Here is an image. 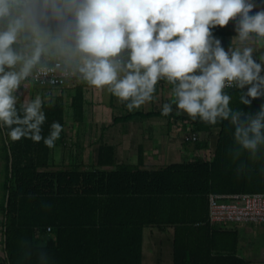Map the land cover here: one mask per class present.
Here are the masks:
<instances>
[{
	"label": "trees",
	"instance_id": "1",
	"mask_svg": "<svg viewBox=\"0 0 264 264\" xmlns=\"http://www.w3.org/2000/svg\"><path fill=\"white\" fill-rule=\"evenodd\" d=\"M23 1L15 0L13 12L21 14L25 10L28 0ZM251 2L253 14L261 11L264 0ZM17 18H23L24 26L12 47L31 54L30 47H35L37 42L51 50L47 43L50 41L57 51L50 55L45 49L41 64L51 67L60 64L57 70L69 73L62 78L63 85L35 79V70L27 79L34 86L35 94L39 91L43 97H52L50 103L43 102L42 108L46 115L42 135L46 137L54 121L61 123L63 131L66 127L65 87H74L69 95L70 105L72 118L79 122L84 119L85 89L90 86L70 74L75 59L70 48L72 42L61 38L60 22L50 12L35 11L31 18L25 19L23 15ZM1 21L0 28H3L6 21ZM237 22V19L230 20L227 26L210 31L216 39H234ZM56 42H63L66 47H55ZM221 46L226 52L232 48L228 43ZM261 57H264V48L253 53L257 62H261ZM160 82L163 88L170 85L166 80ZM50 89L52 94L48 93ZM224 92L231 97L229 107L233 110L255 115L264 106V96L249 98L251 103L247 105L241 103L240 97L247 92V87L243 90L227 87ZM17 97L19 110L23 102ZM175 106L167 116L161 114L162 109L139 110L116 117L115 121L119 124L136 118L164 117L168 119L170 131L173 124L190 122L193 131L184 135L183 144L187 147L193 143L196 152H206L211 147L210 141L200 139L199 135L195 140L192 137L199 133H217L212 157L195 156L193 149L191 154L187 149L188 157L195 156V159L186 158L158 169L146 168L143 160L146 149L141 145L137 165L113 169L117 160L116 145L103 143L97 148L93 169H82L84 164L64 168L58 167L53 157L56 142L51 149L43 141L36 143L22 138L14 142L7 134L9 129L0 125V242L4 253L0 255V264H43L37 259L41 250L49 252L52 264H143L144 230L152 226L174 228L173 264H241L235 257L237 231H230L233 238V246L228 248L230 256L216 253L215 258L207 254L209 261L206 262L198 250L204 248L201 244L204 241L213 242L214 232L220 227L233 225L211 223L210 195L264 194V145L255 152L245 151L234 141V126L229 120L218 119L216 124H210L182 111L174 118ZM193 231L207 234L195 238L190 234ZM214 247L210 249L217 250Z\"/></svg>",
	"mask_w": 264,
	"mask_h": 264
},
{
	"label": "clouds",
	"instance_id": "2",
	"mask_svg": "<svg viewBox=\"0 0 264 264\" xmlns=\"http://www.w3.org/2000/svg\"><path fill=\"white\" fill-rule=\"evenodd\" d=\"M14 3L0 0V20L6 21L0 28V125L9 129L11 141H43L51 149L63 126L54 121L49 134L42 135L46 115L41 97L24 100L17 109L15 93L21 83L34 70L47 75L52 69L41 64L45 48L39 42L31 54L12 47L24 26L23 18L13 15ZM253 8L251 0H28L25 15L50 12L60 22L61 38L72 42L70 74L94 88H106L129 111L151 101L157 83L166 80L179 110L210 124L229 120L234 141L255 152L264 145V106L255 115L233 110L224 92L226 87H247L240 97L245 105L249 98L264 96V63L247 46L254 38L264 40V10L250 15ZM237 17L234 40L241 47L226 52L210 29L223 28ZM171 112V103L162 106V115ZM37 259L52 264L47 250Z\"/></svg>",
	"mask_w": 264,
	"mask_h": 264
},
{
	"label": "rangeland",
	"instance_id": "3",
	"mask_svg": "<svg viewBox=\"0 0 264 264\" xmlns=\"http://www.w3.org/2000/svg\"><path fill=\"white\" fill-rule=\"evenodd\" d=\"M21 2L24 3L25 1L21 0ZM13 7H15L14 4ZM261 10H264V5H261ZM20 13L21 14H17V12L14 11L13 15L16 17H18V15H23L25 19L32 17L26 16L25 10H21ZM250 14L254 15L252 12ZM236 19L239 20V17H237ZM0 22L2 21L0 20ZM19 37L20 36H17V40H19ZM219 40L221 41V45L226 43L232 45V49L241 47L238 40L229 38ZM49 42L50 41H48L47 43L51 46V50L47 46L45 49H47V53L52 54L57 50L53 49L52 43ZM47 43H45L44 45H46ZM54 44H56L55 47H66V44L63 42H56ZM247 46L252 47L254 49L253 53H256L261 48H264V40L254 38L253 40L248 42ZM30 48L31 50H33L34 46ZM64 54L66 56L70 55L67 53ZM261 62L264 63V61ZM261 73H263L264 75V71H262ZM20 87H22V90L18 89L15 94L22 99V102H24V100H34L37 95H39L42 101L44 100L43 102L46 103H50L52 99L51 96L43 97L39 91L35 94L34 86L28 83L27 80L23 81ZM67 87H65L67 95L63 101L66 112V127L64 131L61 132L60 138L56 141V147L53 151V157L55 159V162L59 165L58 167L70 168L71 164H84V166H82V169H93L92 165L94 164L96 159L97 148L99 145H102L105 142L112 143L114 145L118 144L116 146L117 160L115 163L116 165L112 167L113 169L117 168V166L126 164L137 165L140 160L139 146L141 145H143L146 149L143 155V159H146L144 161L148 165L144 167L154 166L152 167V169H158L160 167L167 166L173 163H181L182 161L180 162L181 159L179 158V156L182 155L186 156L183 158V160H186V158L187 160H193L199 153L200 157H212L217 140V133L197 134V136L199 135L198 137H200V139H207L208 141H210L209 143L211 147L206 152H196V149L194 148L195 145L193 143L188 144V148L183 144L184 135H189L193 131L191 129H187L188 124L190 123H187L185 121L181 122V124H173L172 131H168L167 120L165 118L156 117L142 120L141 118H136L129 123H116V117L124 116L135 111L143 110L150 112L154 111L155 109H162L161 104H166L169 98L168 96H166L169 93L168 87H165L163 91L162 83L158 84V87L154 92L155 96L153 94V98L151 100H155V109L151 106V101H149L143 104L139 109H134L132 111H129L127 109L126 102L119 101L116 97L109 93L106 88L97 89L90 86L85 89V97L87 100H85L84 105V119L83 121L79 122L75 121L72 118L73 111L70 105L71 99L69 95L73 93L74 87ZM48 93L52 94V89H50ZM173 100L174 98H172V106L174 107V105L176 104L173 103ZM180 111L181 110H178L176 108V115L174 116V118L179 115V113L177 112ZM184 114L186 115V113ZM151 123L153 124V127L157 129L155 133H149L144 130V127H149L148 129L152 130L153 127ZM186 123L187 126H184ZM189 128H192L191 124L189 125ZM179 145H181V147L184 149L183 152H181ZM187 149H189L190 154L192 153L191 150L193 149V155L195 156L188 157L189 154L187 153ZM62 163H64L65 165L62 166ZM110 169L111 167L107 168V170ZM263 225L264 224L233 223L232 227H237L241 235L240 238L247 239L251 243H255L257 245H263V230H259V228ZM226 226L230 227V225ZM165 228H170V226H167ZM158 229L161 230V228H156L153 226L145 228L144 237L146 238V245H144L143 247V264H167L168 262H170V264H173V234L170 240L171 242H169L168 237H166V240L164 238H160L164 241V243H162L161 245L162 255L161 258L159 256L158 258L156 257V253L159 252L158 244H155V236L159 233V231H157ZM168 230L169 231L167 232V234H165L166 236H170L171 234L170 229ZM168 252L170 255L166 254ZM0 255H4L1 242Z\"/></svg>",
	"mask_w": 264,
	"mask_h": 264
},
{
	"label": "built area",
	"instance_id": "4",
	"mask_svg": "<svg viewBox=\"0 0 264 264\" xmlns=\"http://www.w3.org/2000/svg\"><path fill=\"white\" fill-rule=\"evenodd\" d=\"M56 67L46 66L52 69L47 75H37L34 78L49 80L52 85H63L62 78L67 77L66 71H58ZM227 88V87H226ZM197 135L192 137L196 139ZM189 139V137H188ZM209 219L213 224L219 223H258L264 224V194L259 193H235L210 195ZM51 229L49 228L48 231Z\"/></svg>",
	"mask_w": 264,
	"mask_h": 264
},
{
	"label": "crops",
	"instance_id": "5",
	"mask_svg": "<svg viewBox=\"0 0 264 264\" xmlns=\"http://www.w3.org/2000/svg\"><path fill=\"white\" fill-rule=\"evenodd\" d=\"M160 83H161L160 81L157 83L156 88L158 87V84H160ZM167 87H168L169 93L166 96H168L169 98H168V100L166 98V100H167V103H171L172 104V98H174L170 94L172 86L167 85ZM162 90L164 91L163 86H162ZM154 96H155V94H154ZM151 106L154 109L156 108L155 100H154V102L152 101ZM154 111H160V109L159 110H154ZM158 118H164V117H158ZM165 119L168 122V119L167 118H165ZM151 125L153 127L152 123H151ZM133 127H134V125H133ZM148 128L144 127V130L149 132V133H155L156 130H157L154 127H153L152 130H149ZM167 128H168V131H170L168 123H167ZM187 128H189V126ZM189 129H191V128H189ZM105 143H107V142H105ZM115 145L117 146L118 144H115ZM179 146H180L181 152H183L184 149L181 147V145H179ZM139 148H140V146H139ZM199 154H197V155L199 156ZM184 157H186V156L185 155L179 156V158L181 159L180 162L183 161ZM143 160H146V159H143ZM146 165H148V164L145 163V161H144V166H146ZM152 167H154V166L146 167V168H152ZM168 229H170V232H171L170 236H166L165 235L169 231ZM195 230H196V228H195ZM259 230H263V234H264V225L262 227H260ZM157 231H159V233L155 236V240H156L155 244H158V251L159 252L156 253L157 254L156 257L158 258V256H159L161 258V255H162L161 245H162V243H164V241H163V239H160V238H164L166 240V237H168L169 242H171L170 240H171L172 234H173V237H174V228L170 226V228H167V229L163 228L161 230L158 229ZM230 231H237V233H238V244H237V250H236V253H235V257L242 261L241 264H264V244L263 245L262 244L261 245H257L255 243H251L247 239L240 238L241 235H240L239 230L237 229V227H232V225H230V227H220V229L216 230V232H214L215 233V237L212 238L213 242L204 241V243H201V244H203L204 248H200V246H198V248H200V250H198V248H197V250L200 251V254L202 256V260L203 261L208 262L209 261L208 255H210L211 257H215L217 255L216 253H221L224 256L232 255V253L230 251H228V248L233 246V238L230 235ZM144 233H145V230H144ZM190 234L194 235L195 238H197L198 235H200L202 237H205V235L207 233H205V231H193V233H190ZM157 236H159V237H157ZM145 240H146V238L144 237V245H146L145 244ZM205 243H208V244H205ZM212 246L213 247L215 246L217 248V250H214V249L211 250L210 248ZM224 247L226 248V250L225 249L223 251L220 250V252H219L218 249L224 248ZM195 249H196V247H195ZM166 254L170 255L169 252L166 253ZM215 258H217V257H215ZM145 259H146V257H145ZM231 260H232V256H231ZM167 264H170V262H168Z\"/></svg>",
	"mask_w": 264,
	"mask_h": 264
}]
</instances>
